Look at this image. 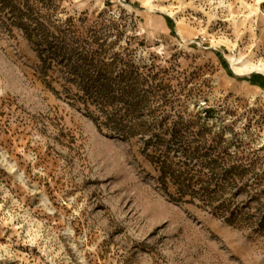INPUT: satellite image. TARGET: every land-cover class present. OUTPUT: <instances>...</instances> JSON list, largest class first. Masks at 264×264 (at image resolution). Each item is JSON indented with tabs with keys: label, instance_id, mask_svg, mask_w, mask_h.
Listing matches in <instances>:
<instances>
[{
	"label": "rangeland",
	"instance_id": "374dc122",
	"mask_svg": "<svg viewBox=\"0 0 264 264\" xmlns=\"http://www.w3.org/2000/svg\"><path fill=\"white\" fill-rule=\"evenodd\" d=\"M257 1L0 0V264H264Z\"/></svg>",
	"mask_w": 264,
	"mask_h": 264
},
{
	"label": "bare ground",
	"instance_id": "6f19581e",
	"mask_svg": "<svg viewBox=\"0 0 264 264\" xmlns=\"http://www.w3.org/2000/svg\"><path fill=\"white\" fill-rule=\"evenodd\" d=\"M257 2H258V4H261L262 2H264V0H258ZM232 60H233V65L239 64L241 69H244L246 71L247 70H260V71L264 72V63H262V62H260V63H252V62L244 61V60H241V59H239V60L232 59Z\"/></svg>",
	"mask_w": 264,
	"mask_h": 264
},
{
	"label": "trees",
	"instance_id": "16d2710c",
	"mask_svg": "<svg viewBox=\"0 0 264 264\" xmlns=\"http://www.w3.org/2000/svg\"><path fill=\"white\" fill-rule=\"evenodd\" d=\"M122 92H124V91H122ZM126 92H131V90L130 89H128V91H126ZM184 143V142H183ZM183 145V144H182ZM184 146H186V147H184V150L186 151V153L187 154H190L189 156H192L191 154H193V152H187V150H186V148H187V145H184ZM194 156V155H193ZM180 193H185V191H184V189H181L180 191H179ZM184 194H182V196H183Z\"/></svg>",
	"mask_w": 264,
	"mask_h": 264
}]
</instances>
